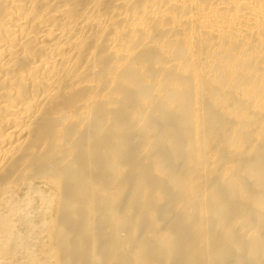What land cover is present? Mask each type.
Listing matches in <instances>:
<instances>
[{
    "label": "bare ground",
    "instance_id": "bare-ground-1",
    "mask_svg": "<svg viewBox=\"0 0 264 264\" xmlns=\"http://www.w3.org/2000/svg\"><path fill=\"white\" fill-rule=\"evenodd\" d=\"M0 264H264V0H0Z\"/></svg>",
    "mask_w": 264,
    "mask_h": 264
}]
</instances>
